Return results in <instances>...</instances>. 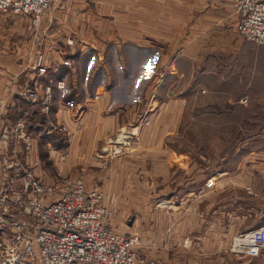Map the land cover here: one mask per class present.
Listing matches in <instances>:
<instances>
[{
	"label": "crops",
	"instance_id": "0c3cea01",
	"mask_svg": "<svg viewBox=\"0 0 264 264\" xmlns=\"http://www.w3.org/2000/svg\"><path fill=\"white\" fill-rule=\"evenodd\" d=\"M31 18L0 10V128L12 124L20 108L32 105L24 91L33 81L41 82L43 92L50 77V117L67 124L70 133L62 144L56 131L30 124L34 146L21 160L46 182L78 164L91 168L98 146L125 122L148 113L150 123L138 131L145 136L142 147L155 156L165 148L166 163L184 170L179 204L172 188L164 226L141 235L138 253L161 264H264V249L255 256L229 249L234 234L264 225V158L242 157L234 173L224 167L217 178L215 173L206 178L199 172L189 175L193 167L184 151L164 144L177 131L186 105L199 101L205 86L216 94L230 89L245 93L264 82V44L240 34L233 0H60L35 29ZM39 52L49 66L47 76L37 75ZM59 79L65 88L56 86ZM19 151L0 142V168ZM50 165L57 170L53 177ZM17 215L29 218L23 210ZM116 224L117 216L114 229L129 232ZM9 231L0 228V239Z\"/></svg>",
	"mask_w": 264,
	"mask_h": 264
},
{
	"label": "built area",
	"instance_id": "2783aa9c",
	"mask_svg": "<svg viewBox=\"0 0 264 264\" xmlns=\"http://www.w3.org/2000/svg\"><path fill=\"white\" fill-rule=\"evenodd\" d=\"M60 0H0V10L15 14H31L30 28L35 29L48 9ZM238 15L237 28L247 40L264 44V0H233ZM72 42V39H68ZM64 64H70L68 59ZM38 76H47L49 66L39 52L35 59ZM53 79L41 89L35 79L24 96L32 104H41V112L49 118L46 132L69 135L64 122L50 117ZM65 88V81H56ZM99 98L95 93L92 99ZM242 101H247L244 96ZM151 121L148 113L136 122L122 127L107 141L110 153H131L139 127ZM33 135L25 118L0 128V142L19 148V155L0 168V228L8 226L9 235L0 239V264H161L157 258L140 255L136 245L140 236L134 232H118L113 219L118 213L119 196L109 195L98 186H89L82 176L42 180L21 156L33 149ZM110 150V151H109ZM23 210L28 219L18 217ZM229 249L236 254L255 256L264 249V225L234 234Z\"/></svg>",
	"mask_w": 264,
	"mask_h": 264
},
{
	"label": "rangeland",
	"instance_id": "374dc122",
	"mask_svg": "<svg viewBox=\"0 0 264 264\" xmlns=\"http://www.w3.org/2000/svg\"><path fill=\"white\" fill-rule=\"evenodd\" d=\"M205 89L199 101L186 105L183 115L176 121L177 131L164 138L166 146L178 152L184 151L188 156L190 167H193L189 175L199 172L207 178L215 173L214 178H217L220 168H229L232 173L240 169L242 157L264 158V82L254 84L245 93H230V89L216 94L210 92L207 86ZM244 96L247 97L245 102L241 100ZM228 97L237 99L230 101ZM191 108L196 115H192ZM244 118H247L246 123L243 122ZM130 122H125L120 128ZM140 135L131 153H110L104 158L101 154H106L104 148L109 145L103 142L94 150L96 163L91 168L78 164L71 167L68 174L57 177L79 175L88 185L104 188L109 195L117 194L119 208L116 226L139 234L138 251L142 252L141 235L149 236L156 226L163 227L165 224L164 208L172 199V188L176 191L174 203L179 204L181 173L184 169L180 165L166 163L165 148L157 149L156 156L143 148L141 141L145 140V136L143 139V135ZM48 168L50 177H53L51 174L57 172L55 166ZM242 196L243 190H238L237 197Z\"/></svg>",
	"mask_w": 264,
	"mask_h": 264
},
{
	"label": "trees",
	"instance_id": "16d2710c",
	"mask_svg": "<svg viewBox=\"0 0 264 264\" xmlns=\"http://www.w3.org/2000/svg\"><path fill=\"white\" fill-rule=\"evenodd\" d=\"M36 106L37 107L35 109L33 108L31 110V114H29L27 116H24V109L20 108V110H19L20 113L16 116L17 118L15 119V121L13 123H15L17 120H19V119L24 117L25 120H26L27 128H28L29 131L33 130L32 129L34 127L33 123H35V125H36V127L38 129L45 128L49 124V118L46 116V114H43L41 112V104L40 103H36ZM243 122L246 123L247 122V118H244ZM30 124H31V126H33L32 128H30ZM57 136H58V138H60L61 143L64 144L65 140L67 139L66 135H64V134L59 135L58 134ZM181 146H183V143H181ZM220 169L222 170L223 168H220Z\"/></svg>",
	"mask_w": 264,
	"mask_h": 264
}]
</instances>
